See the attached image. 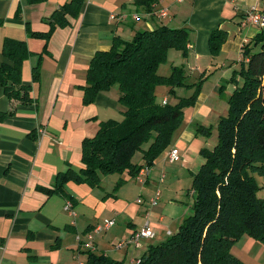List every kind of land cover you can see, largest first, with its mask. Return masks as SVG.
I'll use <instances>...</instances> for the list:
<instances>
[{
  "label": "crops",
  "instance_id": "crops-1",
  "mask_svg": "<svg viewBox=\"0 0 264 264\" xmlns=\"http://www.w3.org/2000/svg\"><path fill=\"white\" fill-rule=\"evenodd\" d=\"M67 1L30 4L28 0H0V65L7 62L1 52L5 39L24 42L32 53L21 69L22 84L30 87L31 102L9 99L0 89V113L4 114L0 120V264H84L83 253L90 250L83 245L87 234L107 233H93L97 225L106 219L116 222L120 218L129 222L133 234L144 224L146 212L155 232L153 240L162 242L174 234L183 213L175 209L170 215L165 207L172 204L168 206L167 202L162 209L154 208L157 204L151 206L147 202L151 195L146 194L150 190L145 187L166 169L170 171L161 173L163 179L159 183L167 182L168 188L180 178L192 180V174L203 162L200 150H211L216 145L217 124L227 115L228 98H223L220 87L227 92L234 89L227 80L240 67L241 47L262 32L246 23L244 16L252 8L264 13V0H155L150 5L151 12L135 6L134 0H85L79 14L67 15L68 24L56 27L48 40L30 37L29 31L46 33L49 17ZM161 10L167 12L164 19L159 17ZM160 26L188 30L186 56L175 50L167 54L172 57L170 70L180 66L186 82L200 77L204 82L194 106L184 111L169 146L146 169L142 182L137 180L144 187L140 188L142 195L128 202V193L115 192V184L122 176L107 183L105 176L95 188L67 183L66 192L72 201L47 196L43 189L53 186L57 174L67 168H82V141L95 135L99 123L122 118L116 87L97 94L92 104L83 105L81 86L85 85L91 58L97 51L108 50L114 37L129 41L137 32ZM216 29L225 31L227 38L219 54L212 57L208 39ZM35 67L39 68V81L34 82ZM206 86H210L208 94L204 92ZM160 89L155 90L156 99L163 94ZM174 98L171 102L166 97L157 101L166 99L167 103L176 104L179 94ZM199 126L211 128L210 136L196 134ZM172 148L178 150L180 162L169 163L165 159ZM255 178L260 186L257 196L264 199V177ZM137 199L142 203L137 204ZM67 201L73 214L64 210ZM161 212L169 214V219ZM98 239L93 238L91 252L100 248L104 255L123 264L134 261V256L128 257L129 246L112 249ZM153 240L142 241L146 242L144 248L151 246ZM122 251L123 256L114 258ZM246 252L247 259L240 255L237 258L245 264H264V244L248 241Z\"/></svg>",
  "mask_w": 264,
  "mask_h": 264
},
{
  "label": "trees",
  "instance_id": "trees-1",
  "mask_svg": "<svg viewBox=\"0 0 264 264\" xmlns=\"http://www.w3.org/2000/svg\"><path fill=\"white\" fill-rule=\"evenodd\" d=\"M84 1L68 0L49 17L46 33L29 31L30 37L48 40L56 27L68 24L67 15L79 14ZM154 1L134 0V5L151 12ZM135 34L129 41L114 37L108 50L97 51L81 86L83 105L92 104L97 94L116 87L122 120L99 123L95 135L82 141V168H67L57 174L53 186L43 189L47 196L72 201L66 192L69 182L95 188L102 177L109 175L128 173L137 178L166 150L184 111L197 101L202 77L193 84V93L180 97L176 104L166 101L162 105L155 94L157 87L165 86L173 96L174 88L187 85L182 67H171L168 76L159 75L158 68L166 62L170 50L186 56L188 30L160 26ZM226 38V32L220 29L210 33L212 57L219 54ZM1 52L7 62L0 65V89L9 99L30 103V87L22 84L21 69L32 53L24 42L11 39L3 41ZM239 65L227 80L235 87L227 100L228 113L217 124L216 145L199 152L203 162L192 175V214L176 233L149 246L137 264H243L230 252L242 235L264 244V199L257 196L260 186L255 178L264 177V29L249 44H243ZM38 79L39 68L35 67L32 80ZM3 116L0 113V120ZM210 133L209 127H197L198 135L209 137ZM144 144L143 163L132 164L133 156ZM122 184L119 180L117 186ZM83 254L84 264H123L91 250Z\"/></svg>",
  "mask_w": 264,
  "mask_h": 264
},
{
  "label": "rangeland",
  "instance_id": "rangeland-1",
  "mask_svg": "<svg viewBox=\"0 0 264 264\" xmlns=\"http://www.w3.org/2000/svg\"><path fill=\"white\" fill-rule=\"evenodd\" d=\"M181 55V54H180ZM169 56V57H168ZM166 62L162 65H160L158 73L160 75H167L171 72L170 70V64L172 63V57L171 55H168ZM182 56V55H181ZM174 61V60H173ZM200 79H196L195 82L191 81V80H187L186 82V86L184 87H178V88H174V93L173 96L169 94V89H167L165 86H161L159 88H161L159 91H163V94H159L157 100L159 101L162 97H166L168 99L169 102H171L172 100L176 99L174 98L175 94L180 97H188L193 93V84L195 85L196 83H198ZM203 84V83H202ZM226 86V84H224V87ZM202 87V86H201ZM200 87V88H201ZM185 91V92H184ZM210 91V86H206L205 88V94H208ZM232 92V89L230 92H227L226 88H224V90L221 92L223 95V98H228L230 93ZM158 93V92H157ZM156 93V94H157ZM201 93V90H200ZM199 93V95H200ZM198 95V97H199ZM197 97V98H198ZM225 106H227V113L229 110V105L228 102L225 101ZM121 108V106H120ZM122 120V118L120 119ZM120 120H116V121H120ZM147 145L144 144L141 146V149L136 152V154L133 156L132 158V164H137V165H141L143 163L142 161V151H144L146 149ZM173 168V167H170ZM169 169L166 170H162L159 174L161 175V173H165L168 174L169 173ZM159 175L158 179H154L152 178L150 182H148L147 187L145 188H149V192L146 193L148 194V196L151 195V197L153 196V194L157 191L160 190V196L158 199V202L156 203L157 205L154 208L157 209H162L163 206L165 205V203L167 202V204H169L168 206H170V204H172V207H165L166 209H168V212L170 213V215L173 214V210L177 209L180 210V213H183V220L182 222H180L179 224H177L174 230V233H176L179 230L180 225L183 223V221L189 217L192 214V206H193V202H194V198L193 196H191V192H190V188H191V179L189 177L187 178H180V180L173 182V186L171 185V187L168 188V183L166 182L165 184L163 183H159V179L161 180V176ZM193 175V174H192ZM119 176H124V179L122 177ZM108 179L105 183H107L109 180H113L118 178L117 183L119 181V179H122L123 184L121 186H117V183L115 184V192L116 193H128L129 197L128 202H133L138 196L142 195L140 188H144L142 187L140 184H138L137 179L136 178H132L129 176L128 173H123L121 175L115 174V175H109L107 176ZM126 181V182H125ZM168 189H173L171 191H169ZM142 190V189H141ZM177 190V191H176ZM145 199H147L146 195L144 196ZM166 206V205H165ZM162 215H164L166 218L169 219V214H165L164 212H161ZM175 216V215H174ZM107 220V219H106ZM116 224H114L115 226L107 233H104L102 235H94V241L98 239L99 241H104L107 242V244L112 247V249H115L114 247L116 245H118L121 242H129L128 240L130 239L131 235H132V228L131 226H128L127 221H125L124 219H120V218H116ZM174 224V223H173ZM101 236V237H100ZM82 237V236H81ZM103 237V238H102ZM76 239V238H75ZM253 240L252 238L248 237L247 235H242L241 238L232 246L234 249L233 252H231V254L233 256H235L236 258L239 257H244L245 259H247V242ZM255 241V240H254ZM97 242V243H98ZM163 242V241H162ZM146 242H142L141 246L136 248L133 246H129V251H128V257L134 256V261L133 264H137L139 259L141 258V256L147 251L148 248H144V244ZM161 242H159L157 239L151 241V246H155L157 244H159ZM137 250V251H135ZM232 250V249H231ZM102 251L100 248L97 249L95 254H101ZM125 253L124 251L121 252V254H115L114 258L116 257H121L123 256ZM238 255V256H236ZM239 260V258H237ZM242 262V260H239ZM243 264H245L244 262H242ZM130 264V263H128Z\"/></svg>",
  "mask_w": 264,
  "mask_h": 264
},
{
  "label": "built area",
  "instance_id": "built-area-1",
  "mask_svg": "<svg viewBox=\"0 0 264 264\" xmlns=\"http://www.w3.org/2000/svg\"><path fill=\"white\" fill-rule=\"evenodd\" d=\"M178 1H182V0H178ZM167 16V12L166 10H161L159 11V17L160 18H165ZM113 18V16H112ZM137 17L135 16V19ZM244 20L246 23L257 26L260 29H264V13H260L258 11H256L254 8H252L251 10H249L245 16H244ZM162 105L166 104V99L162 100ZM165 159L169 162V163H177L181 161V157L179 155V152L177 149L172 148L169 149V151L166 152V156ZM146 169H142L138 176H137V180L139 182H142V176L144 175L143 173H145ZM163 179V176L161 178V180ZM160 196V191L157 190L153 196L149 199V201H147L151 206L156 205V203L158 202ZM137 204H141L142 201L140 199L136 200ZM64 210L69 212L70 214H73L72 210H71V203L69 201H67L64 205ZM145 216V220H144V224L140 227L139 230L135 231L132 236L130 237V239L128 240L129 242H121L118 245L115 246V249H122V248H126L127 246H133V247H140L142 241L144 240H153L155 238V232L150 228V221H149V214L146 212ZM115 221L113 219H109V220H104L103 224L101 225H97L94 230L92 231L95 234H99L101 232H105L110 230L113 226H114ZM87 242H85L84 244L82 242H80V244L84 245L86 248L93 250L94 246H93V238L94 235L92 233H88L87 236ZM78 241L80 240L79 238H77ZM130 264H133V262H131Z\"/></svg>",
  "mask_w": 264,
  "mask_h": 264
}]
</instances>
